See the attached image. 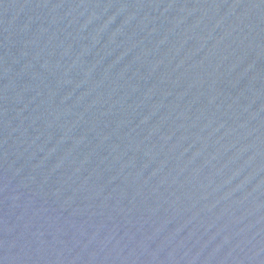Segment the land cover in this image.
<instances>
[{
    "label": "water",
    "instance_id": "95a60500",
    "mask_svg": "<svg viewBox=\"0 0 264 264\" xmlns=\"http://www.w3.org/2000/svg\"><path fill=\"white\" fill-rule=\"evenodd\" d=\"M0 264H264V0H0Z\"/></svg>",
    "mask_w": 264,
    "mask_h": 264
}]
</instances>
